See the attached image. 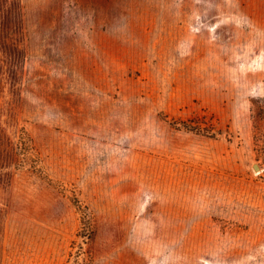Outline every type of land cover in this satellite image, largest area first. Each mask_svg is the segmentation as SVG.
<instances>
[{
    "label": "rangeland",
    "instance_id": "rangeland-1",
    "mask_svg": "<svg viewBox=\"0 0 264 264\" xmlns=\"http://www.w3.org/2000/svg\"><path fill=\"white\" fill-rule=\"evenodd\" d=\"M0 264H264V0H0Z\"/></svg>",
    "mask_w": 264,
    "mask_h": 264
},
{
    "label": "water",
    "instance_id": "water-1",
    "mask_svg": "<svg viewBox=\"0 0 264 264\" xmlns=\"http://www.w3.org/2000/svg\"><path fill=\"white\" fill-rule=\"evenodd\" d=\"M252 167H253L254 171H258L260 169L256 163H253Z\"/></svg>",
    "mask_w": 264,
    "mask_h": 264
}]
</instances>
